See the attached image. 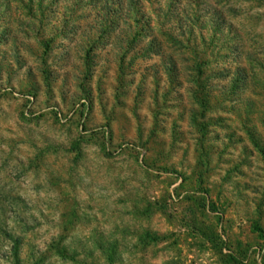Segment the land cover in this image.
Masks as SVG:
<instances>
[{
  "label": "rangeland",
  "instance_id": "374dc122",
  "mask_svg": "<svg viewBox=\"0 0 264 264\" xmlns=\"http://www.w3.org/2000/svg\"><path fill=\"white\" fill-rule=\"evenodd\" d=\"M0 264H264V0H0Z\"/></svg>",
  "mask_w": 264,
  "mask_h": 264
},
{
  "label": "trees",
  "instance_id": "16d2710c",
  "mask_svg": "<svg viewBox=\"0 0 264 264\" xmlns=\"http://www.w3.org/2000/svg\"><path fill=\"white\" fill-rule=\"evenodd\" d=\"M9 239H11V241H12V243L14 244V253H15V258H17V256H18V245H19V240H18V238L16 239V238H11L12 236L11 235H8L7 236Z\"/></svg>",
  "mask_w": 264,
  "mask_h": 264
}]
</instances>
